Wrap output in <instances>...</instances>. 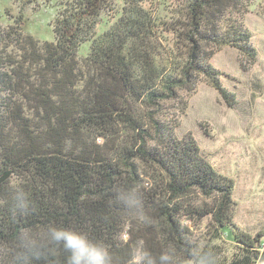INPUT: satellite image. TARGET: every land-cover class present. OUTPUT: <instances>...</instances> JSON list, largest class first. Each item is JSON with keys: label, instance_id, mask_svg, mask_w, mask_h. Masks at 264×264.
I'll list each match as a JSON object with an SVG mask.
<instances>
[{"label": "trees", "instance_id": "obj_1", "mask_svg": "<svg viewBox=\"0 0 264 264\" xmlns=\"http://www.w3.org/2000/svg\"><path fill=\"white\" fill-rule=\"evenodd\" d=\"M112 2L72 1L54 19L50 41L40 43L21 26L12 32L17 52L6 47L7 65L0 66V264L25 226H78L127 264L128 250L140 242L154 252L200 245L188 223L207 216L210 240L226 235L237 249L222 261L216 246L204 247L215 264H260L264 233L252 235L234 221L233 181L203 157L192 134L176 133L187 108L180 90L193 91L203 79L227 105L235 102L209 60L226 46L254 60L242 20L247 5L175 0L159 16V0H126L96 35ZM14 183L34 205L16 220L7 191ZM130 186L142 192L149 223L115 203L116 190Z\"/></svg>", "mask_w": 264, "mask_h": 264}, {"label": "rangeland", "instance_id": "obj_2", "mask_svg": "<svg viewBox=\"0 0 264 264\" xmlns=\"http://www.w3.org/2000/svg\"><path fill=\"white\" fill-rule=\"evenodd\" d=\"M72 1L75 0H0V66L7 65L6 47L17 52L14 28L21 26L23 34L40 43L50 41L54 19ZM125 1L113 0L111 8L100 13L96 35L117 20ZM159 1L157 12L165 16L175 0ZM243 2L247 6L242 20L251 33L256 51L254 60L230 46L215 50L209 60L220 74L221 85L234 93L235 102L227 105L203 79L193 91L180 90L187 108L179 118L176 133L179 137L192 134L203 157L217 172L233 181V219L244 231L255 235L264 233V0ZM89 45V41L81 44L80 61L88 53ZM207 218L210 217L188 224L200 245L216 246L219 258L230 260L236 254V246L226 235L210 240Z\"/></svg>", "mask_w": 264, "mask_h": 264}, {"label": "clouds", "instance_id": "obj_3", "mask_svg": "<svg viewBox=\"0 0 264 264\" xmlns=\"http://www.w3.org/2000/svg\"><path fill=\"white\" fill-rule=\"evenodd\" d=\"M7 191L11 219L32 213L34 205L25 187L14 183ZM114 201L129 218L150 222L142 192L136 186L117 189ZM3 256L7 264H35L40 260L46 264H121L120 258L103 240L94 238L78 226L56 221L39 230L22 227L15 234L13 246ZM126 259L127 264H215L214 256L202 245L190 250L171 245L154 252L146 243L140 242L128 250ZM260 264H264V253L260 254Z\"/></svg>", "mask_w": 264, "mask_h": 264}]
</instances>
